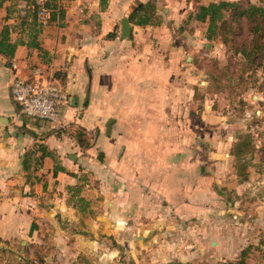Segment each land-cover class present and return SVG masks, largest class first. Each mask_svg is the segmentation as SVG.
<instances>
[{
  "label": "crops",
  "instance_id": "obj_1",
  "mask_svg": "<svg viewBox=\"0 0 264 264\" xmlns=\"http://www.w3.org/2000/svg\"><path fill=\"white\" fill-rule=\"evenodd\" d=\"M148 1L56 0L54 17L48 8L50 19L45 25L34 19L24 4L13 6L0 16V30L8 25L10 41L16 43L12 56L0 54V240H19L23 244L34 225L32 234L49 232L51 244H139L131 225L122 226V208L128 194H124V200L114 198L109 209L97 200L95 205L101 212L86 218L83 205L66 200L65 186L76 184L73 173L77 147L83 146L86 136L79 132L80 128L72 138L62 132L64 125H82L96 119L95 111L109 104L111 92L115 113L126 121L140 122L130 125L127 136L134 153L132 168L138 169L140 183L145 185L144 192L149 197L144 200L145 215L152 220L147 233L164 224L167 230L174 229V224L186 221L195 250L181 253L182 259L189 261L203 254L206 261L213 255L226 261L231 240L224 231L227 223L220 216L225 209L218 205V184H231L229 190L236 193L237 202L244 198L247 205L249 202L250 206L245 204V215L256 221L258 232H264V194L256 200L240 196L251 187L264 192V162L260 164L252 153L245 152V171L249 176L241 184L233 183L229 173L234 163L229 157L235 155L234 149L226 152L227 144L223 146L215 131L227 120L208 109V99H198L199 105L194 109L204 108L195 111L197 125L189 128L196 134L198 145H183L184 157L174 171L160 175L163 171L157 170L166 162L169 146L164 141H153L165 135L167 124L177 113L189 120L186 115L193 103L197 82L195 72L191 74L190 70L196 71L193 55L202 43L203 31H199L200 22L192 14L199 4L219 0H150L155 6L153 22L137 25L129 15ZM122 18H127L131 29L125 38L120 37ZM111 33L115 36L108 37ZM31 36H35L32 46ZM36 68H40L43 81L56 83L67 95L66 103L59 108L62 124L58 127L26 117L11 94L13 78L32 77ZM96 100L100 107L94 109ZM114 121L108 117L103 133L97 129L95 136H111ZM60 130L61 135L55 136ZM183 135L185 139L187 133ZM152 138L155 139L150 142ZM42 148L49 155L36 161ZM190 153L193 155L189 157ZM27 155L38 166L28 163L26 169L23 160ZM104 157L102 151L98 152L99 161ZM139 181L137 178L133 184L137 186V203L143 196ZM245 225H249L247 219ZM216 234L219 237L215 241L210 239ZM207 242L216 243L214 250L207 249ZM260 246L264 249V240Z\"/></svg>",
  "mask_w": 264,
  "mask_h": 264
},
{
  "label": "rangeland",
  "instance_id": "obj_2",
  "mask_svg": "<svg viewBox=\"0 0 264 264\" xmlns=\"http://www.w3.org/2000/svg\"><path fill=\"white\" fill-rule=\"evenodd\" d=\"M24 2V0H6L0 7V16L19 4H24V8L30 14H34L33 8ZM242 2L243 5L248 2L264 5V0H242ZM197 27L203 32L200 33L202 43L193 55L196 71L190 70L191 74L195 72L197 84L191 100L193 103L190 104L191 107L188 108L189 112L186 115L189 120L186 121L181 113H177L176 118L167 124L168 130L165 135L158 137L156 141H153L155 138L151 139L150 142L159 144L164 141L169 146L166 149L169 156L165 158L166 153L164 154L166 162L157 170L163 171L160 175L174 171L177 162L184 157L181 152L183 145H198L196 134L189 128L197 125L195 111L204 108L199 106L196 110L194 109L199 105L198 99H208L210 101L208 109L223 115L227 120L222 122L215 131H217V139L223 143V146L227 144L226 152L230 153L231 149H234L235 155L232 153L233 156L229 157L232 164L234 163L229 175H232L233 183L241 184L249 176V172L245 171V138L250 140L251 147L248 153L258 158L260 164L264 162V55L249 65L248 60H244L240 52L235 53L231 47L225 46L220 40L204 39L203 28H206V25L197 24ZM109 96L111 98L109 104L95 111L96 119H89L87 124L82 125L75 123L64 125L62 132H66L68 136L71 135L73 138L77 130H81L80 128L82 131L79 132L86 136L83 146L77 147L78 157L74 168L75 173H73L76 184L71 187L65 186L68 193L66 200L70 204L83 205V217L86 218L101 212L102 209L95 205L97 200L102 201L105 208L109 209L113 205L114 198L124 200L122 197L128 194L127 202L123 203L122 208V226L131 225L139 244H51L52 235H48L49 232L42 231L41 234L34 236L33 230H30L23 244L19 240L13 242L0 240V264H222V262H236L241 258L246 264H264V249L260 246L261 241L264 240V232H258L254 227L256 221L251 220L252 216L245 215L247 203L244 198L249 196L248 198L256 200V197L259 198L264 194L260 189L257 191L251 187L250 190L248 188L247 191L243 190L240 196L244 199L242 202H237L238 196L233 189L229 190L231 184L217 185L220 188L218 205L219 208L225 209L220 216L227 223L224 231L231 240L226 261H222L219 255L208 256L210 260L206 261L207 258L203 254L201 258L197 256L189 261L182 259L181 253L195 250L191 238L193 234L188 232L189 224L186 221H179L178 225L174 224V229L167 230L164 224L155 228L153 233L151 230L146 232V227L152 221L145 215L144 200L145 197H149H147L148 193L145 195V185L140 183L142 177L138 169L132 168L133 150L129 141L130 137L127 136L130 125L140 122L122 119L114 111L113 92ZM253 101L255 103L252 104ZM98 106L96 100L92 108L96 109ZM108 117L115 118V125L112 124L111 136L104 138L102 133ZM97 129L102 133L95 136ZM185 132L187 136L184 139ZM59 135L61 130L55 136ZM186 139H189L187 143ZM242 144H244L243 149ZM100 151L105 154V157L99 161L97 154ZM237 151L239 153H236ZM188 155L190 157L193 154ZM29 161L30 166L39 164L32 158ZM139 171L141 174L142 170L139 169ZM137 178L140 180L138 187L142 189L139 193H143L138 203L135 201L137 186L133 185ZM132 201L133 205L130 207ZM247 206H250L249 202ZM229 208L233 211H227ZM163 217L154 219L160 220ZM245 219L249 225H245ZM219 234L210 239L215 241ZM206 244L209 251L216 247V243L210 245L207 242ZM243 251L246 252L244 255L241 254Z\"/></svg>",
  "mask_w": 264,
  "mask_h": 264
},
{
  "label": "trees",
  "instance_id": "obj_3",
  "mask_svg": "<svg viewBox=\"0 0 264 264\" xmlns=\"http://www.w3.org/2000/svg\"><path fill=\"white\" fill-rule=\"evenodd\" d=\"M5 1L0 0V7ZM24 1L33 8V18H37L35 0ZM55 2L56 0H50L46 5L51 11V17H54ZM57 12L61 17L63 16L62 11L58 10ZM154 12V3L149 0L136 6L130 13L129 19H135L137 25H146L153 22L152 19L155 18ZM192 17L200 24L206 25L204 37L207 40H220L225 46L231 47L235 53L240 52L242 58L248 60L249 65L252 61L264 55V5H256L249 2L243 5L242 0H219L217 2L199 4ZM17 26L21 31L25 30V27L20 28V25ZM114 36V33L108 35V37ZM237 39H240V41H237ZM33 44H35V36H31L29 42L31 46ZM15 46L16 43L10 41L9 26L4 25L0 30V54L8 57L12 56ZM250 147V140L245 138V152L250 151ZM241 148H244V144H242ZM41 151L40 157H37L36 161L49 155V152L44 148ZM237 152L239 153V151ZM29 162L27 155L23 160L26 169H29ZM33 226H31V230ZM244 253L246 252L243 251L241 254L244 255ZM222 264L246 263L241 258L236 262H222Z\"/></svg>",
  "mask_w": 264,
  "mask_h": 264
},
{
  "label": "built area",
  "instance_id": "obj_4",
  "mask_svg": "<svg viewBox=\"0 0 264 264\" xmlns=\"http://www.w3.org/2000/svg\"><path fill=\"white\" fill-rule=\"evenodd\" d=\"M49 1L35 0L37 19L43 25L50 19L46 6ZM41 73L40 68H36L32 77L15 76L11 94L26 117L47 122L55 128L62 124L59 108L66 103L67 95L56 83L43 81Z\"/></svg>",
  "mask_w": 264,
  "mask_h": 264
},
{
  "label": "water",
  "instance_id": "obj_5",
  "mask_svg": "<svg viewBox=\"0 0 264 264\" xmlns=\"http://www.w3.org/2000/svg\"><path fill=\"white\" fill-rule=\"evenodd\" d=\"M24 21H21V25H23ZM120 27H121V38H125L128 37L130 35V24L127 20V18H122L120 21ZM112 121V119H108V121L106 122V132H109L110 129V122ZM101 158V153H99L98 155V159Z\"/></svg>",
  "mask_w": 264,
  "mask_h": 264
}]
</instances>
